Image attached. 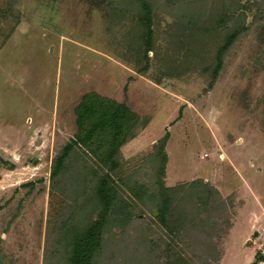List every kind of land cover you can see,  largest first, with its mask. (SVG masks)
Here are the masks:
<instances>
[{"label": "rangeland", "instance_id": "rangeland-1", "mask_svg": "<svg viewBox=\"0 0 264 264\" xmlns=\"http://www.w3.org/2000/svg\"><path fill=\"white\" fill-rule=\"evenodd\" d=\"M115 1L0 0V264H60L54 225L78 198L67 189L83 183L71 171L51 181V165L91 91L124 99L147 122L121 148L118 172L150 184L152 146L166 138L164 186L201 181L217 193L199 213L180 206L192 222L177 237L133 200L134 222L106 242L99 264H165L166 244L169 264L178 253L189 264H264L261 25L245 20L251 28L209 87V41L220 35L210 16L229 0H151L156 48L146 74L117 49L123 31L107 23Z\"/></svg>", "mask_w": 264, "mask_h": 264}, {"label": "trees", "instance_id": "trees-1", "mask_svg": "<svg viewBox=\"0 0 264 264\" xmlns=\"http://www.w3.org/2000/svg\"><path fill=\"white\" fill-rule=\"evenodd\" d=\"M107 14L108 27L112 30L118 27L123 31L121 45L117 49L120 48L131 59L138 73L146 74L150 66L148 53L155 52L156 48L151 0H116L107 4ZM210 17L217 25V34L220 33L216 46L212 41L208 46L215 50L207 69L211 76L209 87H212L222 68V57L252 24L261 25L264 44V0H229L228 3L223 2L220 12L212 11ZM248 17L253 19L251 25L245 23ZM187 41L185 37L178 39V46L183 47L179 44H187ZM75 114V134L54 158L50 171L51 181L62 179L66 171H71L83 183L82 188L75 185L67 189L68 194L78 198L54 225L53 256L58 257L60 264H99L106 242L134 222L133 200L150 208L151 214L156 210L157 222L177 237L180 227L192 222L184 207L180 206L194 203L199 213L217 194L201 181L182 186L177 192L164 186L166 138L152 146L153 154L148 160L155 178L150 184H139L133 174L118 172L122 165L121 148L147 123L140 121L139 115L124 99L117 101L91 91L81 97ZM1 163L0 160V166ZM72 176L68 177L69 181ZM124 192L128 194L129 201L122 197ZM171 248L170 244L165 245V264L172 260ZM173 260L175 264H189L179 253Z\"/></svg>", "mask_w": 264, "mask_h": 264}]
</instances>
